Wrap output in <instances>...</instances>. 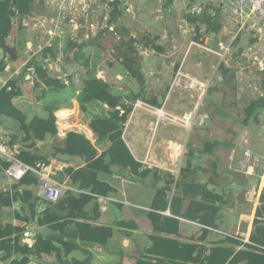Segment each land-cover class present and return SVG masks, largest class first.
Masks as SVG:
<instances>
[{
    "label": "crops",
    "instance_id": "crops-1",
    "mask_svg": "<svg viewBox=\"0 0 264 264\" xmlns=\"http://www.w3.org/2000/svg\"><path fill=\"white\" fill-rule=\"evenodd\" d=\"M12 1L13 6L11 8V24L12 18L15 16L16 11L21 16H24L31 13L34 9L33 3L28 2L29 9L27 8L26 12L21 13L18 5L14 4V0ZM17 1L19 3L27 2H21L20 0ZM190 1L192 3L193 0ZM118 8L122 13L120 16L121 20L119 19L117 23L120 25L118 30L121 31L124 29L122 25V18L127 14V9L126 5H121L120 2ZM115 9L116 7H114V11ZM218 18L220 17L218 16ZM23 36V34H19L17 42L14 41L13 43H11L9 41L8 44H6L10 47L16 46L17 61L15 63L9 62V55H6L5 59L2 60V64L4 63V68L3 70H1L0 68V110L13 111L22 116H25L28 123L35 117L47 118L48 112L45 110V107L53 105V99H56L58 96L62 95V93L67 91V89L72 90L74 92V95L76 93V96H74V98H76L79 94H77V88L75 87L76 85L72 82V77H68L70 73L76 72L72 70L73 64L71 63V59H66L63 62L53 61L52 63L56 71H63V74H69L66 77H60L58 74H56L57 72L55 71L53 72L47 69L45 70L47 71L49 77H51L52 79L61 80L65 85H67V88L65 90L58 93L53 91L49 93L51 90L44 91L45 88L42 85V82L39 81V79L36 82L25 83L23 79L24 77H22V74L18 72L19 69L22 68V62L20 61L21 51L27 42V39H24ZM105 39L106 38L95 39L94 43H92L94 45L91 47L101 46V41ZM7 41L8 37L6 39V43ZM0 44L5 45L2 43ZM72 46L75 47V45ZM89 48L86 49L87 56H89L87 54V50ZM38 62L40 66L43 65V62L41 60ZM68 68H70L71 70H69ZM80 76L82 77L81 74ZM12 79L18 81L17 86L22 91V96L14 98L11 103H3L2 99L7 93L6 84ZM82 80L84 81V79ZM37 82L40 84L39 87L36 86ZM28 92H37V96L41 95L42 100H40V102H36L35 104V102L30 97H28L30 96ZM53 95L56 96L53 97ZM165 103H168V100H166ZM165 105L166 104H164V106ZM78 106L79 110L82 111L79 103ZM61 109H65V107L60 108L59 110ZM140 109L137 110L136 118L132 125V128L134 127L132 131L135 135H137L136 130L140 129V125H144L142 122H137L139 112L141 111ZM59 110H57L56 113ZM135 111L136 107L134 108L133 113L130 116V120L135 114ZM56 113V127L58 133L55 137H47L45 141L22 143V139H24L25 134L20 131V124L16 120L5 115H0V128L2 131L0 136L10 139L9 146L11 148L17 149L19 154L22 151H29L33 154L46 158L48 164L52 163L53 165H57L58 170L55 172V175L52 176V179L59 185L79 190L81 192H87V194L80 195L93 196L94 194H91L88 190L81 189L80 187L74 185L71 182L70 178L65 174V169H79L83 167L86 164L85 159L83 157H72L65 155H58L55 159H53V154L56 149L65 146V141L69 133L71 132L85 136V138H87L98 149L100 154L108 148L109 143L108 146L102 147L101 143L106 142L100 141L99 137L91 129L90 124H88L87 126L86 124H84V122L83 124L88 127V130L71 129L68 131L67 129H64L59 123L60 118H57ZM130 120L126 125L123 139L130 152H133V158H135V161L142 163L145 168L157 169L159 171L152 170L151 174H149L146 178H142L141 176L133 175L128 169H122L120 167L112 166L111 174H100L99 179L116 189L117 192L104 196V198L108 199L107 210L105 212H101L100 204L97 200L95 201L99 204L100 207V217L97 220L79 219L76 221H78L79 223H88L96 227H112L113 238L106 247L85 246L83 247V249L71 253L67 257V260L83 261L86 258L84 252L87 251L90 255H92L93 264H137L138 260L140 259H146L151 261L152 263H157V261H159L161 257L156 254H150V247L153 245L154 239L174 240L181 245H198L199 249H197L194 254V258L196 259L209 257V255L211 254V248L214 245L222 244H224L223 246L232 248L225 250L232 251L233 256L242 252L264 256V249H247L243 244L233 245L224 243V240L226 238H233L241 241L244 244H251L250 238L255 233L256 226L254 223L256 220L258 209H261V221H264V204L260 202L261 195L264 193V188L261 185L259 179L254 178L252 180L251 177H248L246 175H241L242 178H239V174H236L229 170L234 177L233 180H230L227 163L226 168H223V161L226 162V156L222 155L220 157L216 155L214 153L215 150L212 155H203L202 151L200 152V154L195 152L193 161H191V165L189 168L188 160H191L192 158H188L186 156V148H184L185 151L182 155L179 165L182 168L183 163L186 162V167L184 169H181L179 167L180 171L178 176L173 175L172 172L146 165L143 162V159L148 156L149 152L153 150V153L156 155L155 148L158 146V144H154L155 140L153 141V139L155 138V133L152 136V140L149 145H147L145 142H142L143 140L137 141L138 138L136 139V142L129 138L126 139L125 134L128 130ZM152 125H155V120L149 123V129L153 128V130L156 132L158 130V126L154 128L152 127ZM170 140L171 139L165 138L162 143ZM127 141L129 143H132L129 145ZM95 142L98 143L99 148L94 144ZM52 149L54 150L53 152ZM136 154L137 156L135 157ZM18 156L17 158L19 160ZM186 157L188 159L185 161ZM2 163L8 162L2 161L0 163V167H2ZM4 170L6 169L0 171V196L8 195L13 199V195H16V190L20 192L21 196L17 197V199L12 202L11 206L4 207L2 209V212L0 213V223L3 227L1 234L5 236L1 240V242L13 244L15 241V236L17 235L15 228H21L23 229L21 244L28 245V247L32 249L35 246L36 241L32 246H30L29 243H27V239H25L27 233L33 232L34 234H36V239L39 236L43 239H48L49 237H52L56 234V232L50 229L49 226H40L38 224V218L43 212H45L52 206L54 211H56L58 203L52 205L41 198L38 183L31 186H19V181L12 186L11 193L4 186ZM141 171L142 169H140L139 172ZM183 174H185V178H182ZM168 175H171L172 177ZM177 183L179 184L178 188H176ZM193 184L205 186L208 192L222 197L223 201L215 204L216 207L220 208L219 218L215 220V227H210L208 226V224H202L199 220L191 221L185 218H179L180 224L177 235H170L164 232L156 231L149 214L152 213V204L156 198L157 192L160 190L168 189L166 191V194L169 208L164 212L157 211V213L162 214L163 216L172 217L171 203L174 198H180L183 200L181 211L183 214L186 212L192 202L211 205L210 202L205 201L202 195H194L192 192H189L188 187ZM16 187H18V189H16ZM25 191L31 192L33 194V198L25 200L23 196V193ZM68 193L73 194L76 197L80 196L73 192H67L66 194ZM95 202H92L86 208L87 212L92 211ZM33 203H35L36 211L34 218L32 216L31 210V206L33 205ZM56 214L66 216V213L63 212H56ZM261 225L264 226V223H262ZM71 228L73 229V227ZM205 231H207V235L205 236V238L201 239L205 234ZM57 246L61 247L60 245ZM170 251L175 256V259H179L175 260L174 263L176 264H197L181 260L186 257V252L184 249H170ZM5 255V252H0V258L3 259ZM23 257L24 255L22 254L12 253V255L8 259L0 261V264H14L15 261H20ZM29 264H59V262L57 260V255L54 253L52 255H43L42 257H35L34 255H30ZM237 264L255 263L254 261L252 262L250 260L241 259Z\"/></svg>",
    "mask_w": 264,
    "mask_h": 264
},
{
    "label": "trees",
    "instance_id": "trees-1",
    "mask_svg": "<svg viewBox=\"0 0 264 264\" xmlns=\"http://www.w3.org/2000/svg\"><path fill=\"white\" fill-rule=\"evenodd\" d=\"M14 4L18 5L21 13L26 12L29 9L28 2L19 3L14 0ZM171 4V1L168 5ZM13 6L12 0H0V43L5 44L7 37L12 32L11 24V8ZM119 1L115 3V11L112 14V21L115 18L121 16L119 11ZM206 10L202 15H188L187 21L189 24L197 27V32L200 31L199 25L206 27L207 34H220L223 29L222 23L217 18L208 14ZM118 15V16H117ZM197 36V40H199ZM157 40V39H156ZM258 37L251 39L250 44H255ZM94 44H83L74 53L72 64L80 66L85 69L95 70L91 63V60L86 55V49L93 46ZM72 45L69 48L72 49ZM77 47V45H75ZM132 47L130 46V49ZM154 50L157 52H163V48L154 45ZM242 53V50L238 52V55ZM35 70L40 82L44 86V91L51 90L53 92H60L67 88L61 80L52 79L47 74V71L43 70L38 62H34ZM124 69L128 72L129 76L134 78L140 86L139 94L133 95L128 94L126 97L115 95L112 91L111 85L104 79L99 78L97 75L88 72L87 78L83 81V88L79 95L76 97L77 102L80 105L82 112L87 114V105L98 103L102 104L107 108L106 113L101 117H94L90 123V127L93 132L99 137L102 142L109 143L108 148L99 153L98 149L87 139L85 136L71 132L69 133L65 146L58 148L54 151L53 159L58 155L72 156V157H83L86 164L79 168L65 169V174L70 178L71 182L80 187L81 189L88 190L91 194L98 196H107L109 194L116 193V189L111 187L109 184L102 182L99 179L100 174H111L112 166L120 167L122 169H128L133 175L141 176L146 178L152 173V170L145 168L140 162L135 161L133 155L128 149L127 145L123 140V131L130 119L133 112V104L140 100L143 101L145 98L144 88L146 80L140 69L135 68V60L129 56H125L123 60ZM4 68V63L1 65V70ZM179 64L175 66V70H178ZM96 71V70H95ZM227 72L225 71L224 74ZM71 80V78H70ZM264 83V81H263ZM17 80H10L6 84V95L3 97V103H11L14 98L22 96V91L17 86ZM37 87L40 84L36 83ZM264 90V86H263ZM76 100L73 101L72 108L61 109L54 105L46 106L45 110L48 112L47 118H33L27 123L25 116H22L16 112L8 110H0V115H5L9 118L16 120L20 124V131L25 134L22 143H29L33 141H45L47 137H55L58 133L56 127L55 113L57 110V118L64 119L67 116L82 113L79 110L78 103ZM129 102V103H128ZM149 105L156 106L157 100L153 99L148 101ZM262 100H255L251 102L250 107L246 110L244 124L248 125L250 119L256 114L264 104H261ZM135 103V104H136ZM255 120V118H254ZM220 143L217 141H206L202 149L203 155H212L216 147ZM233 144V143H231ZM230 144V145H231ZM194 152H191L189 158H193ZM19 160L28 166H35L36 163L48 164L46 158L33 154L29 151H22L19 154ZM191 160H188V167L190 168ZM8 163H2L0 171L7 169ZM140 169H142L141 172ZM159 171V170H157ZM171 176V175H168ZM172 177V176H171ZM170 177V178H171ZM185 174L182 178H185ZM38 183V179L32 173L27 174L20 182L19 186H31ZM179 184H176V188ZM15 189V188H14ZM18 189V187H16ZM189 192L194 195H202L205 201L211 203L206 205L204 203H191L186 212L183 214L182 204L183 200L180 198H174L171 203V214L172 217L163 216L157 213V211L164 212L168 210L169 203L167 202L166 191L163 189L157 192L156 198L152 204V213L149 214L151 221L154 224V229L159 232H164L170 235H177L179 231V218H185L191 221L199 220L202 224H208L210 227H215V220L219 218L220 208L216 207L215 204L222 202V197L214 195L207 191L205 186L202 185H190L188 187ZM21 194L16 190V195H13V199L8 195L0 196V213L4 207L12 205V202L20 197ZM25 200L33 198V194L29 191L23 193ZM96 198L91 195H80L79 197L73 194H66L65 197L58 202L57 210L54 211L53 206L43 212L38 218V224L40 226H49L50 229L56 232V234L48 239L37 237L35 246L31 249L28 245L21 244V237L23 229L15 228L17 235L13 244L2 243L1 240L5 237L1 234L2 225L0 223V252H5L6 255L0 261L8 259L12 253L22 254L24 257L20 261H15L14 264H29V256L34 255L35 257H42L43 255H57L59 264H93L92 255L85 251L86 258L83 261H68L67 257L85 246H101L106 247L113 238L112 227H96L88 223H79L76 220H97L100 217L99 204L95 202ZM92 211L87 212L86 208L92 203ZM260 202L264 204V193L261 195ZM32 216H35V203L31 206ZM56 212L66 213V216L58 215ZM262 213L261 209L257 210L255 220V233L250 238L251 244H244L233 238H226L224 243L233 245L243 244L247 249H264V226L261 224ZM73 227V229L71 228ZM205 231L201 239L207 235ZM66 239V240H65ZM60 245L61 247L57 246ZM222 245H214L211 248V254L207 258H194V254L198 245H181L177 241L167 239H154L153 245L150 247V254L159 255L161 258L157 263H152L146 259L138 260L137 264H176L174 263L175 256L171 253L170 249H184L186 257L181 259L186 262H193L197 264H237L241 259L254 261L255 264H264V256H258L252 253H238L233 256L232 251L225 249H232ZM181 257V256H180Z\"/></svg>",
    "mask_w": 264,
    "mask_h": 264
},
{
    "label": "rangeland",
    "instance_id": "rangeland-1",
    "mask_svg": "<svg viewBox=\"0 0 264 264\" xmlns=\"http://www.w3.org/2000/svg\"><path fill=\"white\" fill-rule=\"evenodd\" d=\"M170 1L171 4L168 5ZM122 4H125L130 12L122 18L124 29L117 32L121 40L116 39L115 33H110L101 41V46L90 47L87 50L89 59L94 63L92 67L96 71L75 64L72 65V70L81 74L82 79L87 78L88 72L91 71L109 82L115 95L126 97L128 94H139L141 89L123 66L125 56L133 58L135 68L141 70L146 80L143 103L148 104V101L156 99L158 101L156 107L167 112L163 117L158 116V119L168 120V123L160 120L156 132L153 128L149 129V123L156 119L153 113L142 106L139 117L137 116V122L144 124L136 130L137 134H142L139 140L148 145V139H152L155 133L153 141L155 140L154 144H158L155 148L158 157L165 155L162 142L166 138L178 142L183 147V153L186 148L185 154L188 158L191 152L200 154L206 141H217L220 144L214 153L220 157L226 156L223 168H226L227 163L229 178L233 180L234 177L229 171V158L236 144L235 140L244 128L254 135L257 125L254 120L255 113L249 124H244L246 110L251 102L257 99L249 86L255 81L256 68L247 62L242 69V65L236 63L241 55H238V52L250 46L251 39H254L253 34L247 32L238 34L235 25L222 16L217 18L223 25L220 34H207L203 25H199L200 31L197 32V27L188 24L186 20L190 0H123ZM119 19L115 18L114 23L117 24ZM183 21L189 28L186 29ZM197 36L200 37L199 40ZM262 39L261 46L251 54L254 55L255 52L264 54V36ZM154 45L162 47L164 51H155ZM178 64L179 68L175 70ZM225 71L227 75L224 74ZM22 77L25 83L38 81L31 75L27 76L26 71L22 73ZM28 94L35 104L42 100V96H37V92ZM74 96L76 93L74 95L72 90L67 89L53 99L52 104L57 108H72V101L76 100ZM166 100L168 103H165ZM135 103L133 110L137 104ZM86 107L87 114L82 111L78 114V116L84 114L86 125L90 124L94 117H101L107 111L102 104L93 103ZM189 113H197L193 129L180 126L173 118L183 117ZM134 116L135 114L132 118ZM132 118L129 119L128 129L132 124ZM251 141L252 146L259 151L261 142L256 137L251 138ZM94 144L99 148L97 142ZM101 145L105 147L108 143ZM185 167L186 162L181 169Z\"/></svg>",
    "mask_w": 264,
    "mask_h": 264
},
{
    "label": "built area",
    "instance_id": "built-area-1",
    "mask_svg": "<svg viewBox=\"0 0 264 264\" xmlns=\"http://www.w3.org/2000/svg\"><path fill=\"white\" fill-rule=\"evenodd\" d=\"M33 3V11L27 15L21 16L17 11L12 18V32L8 36V42L18 41V35L23 34L27 39L22 48L20 61L22 68L19 73L25 71L27 76H33L38 79L34 62L42 61L43 70L57 72L60 77H66L69 74H63V71H56L53 67V61L63 62L66 59H72L79 46L83 44H92L95 39L106 38L110 33H115L116 39L121 40L118 35L119 24L112 21L114 4L118 0H20ZM122 4L123 0H119ZM125 5V4H124ZM206 10L208 14L214 17L227 18L235 25L239 33H250L259 37L255 44H250L248 48L242 51L237 58L239 65L243 66L248 62L256 68L255 81L249 86L253 89L256 100H262L264 104V54L254 53L258 46H261L264 36V0H193L189 6L188 15H202ZM130 10L127 9V13ZM121 20V19H120ZM187 20V19H186ZM185 23L186 29L189 28ZM16 39V40H15ZM70 45L77 47L69 48ZM258 51H260L258 49ZM103 59V56L101 57ZM39 63V62H38ZM40 65V64H39ZM238 66V65H237ZM238 68H241L238 66ZM72 82L76 85L77 94L83 86V80L79 73H70ZM67 77V78H68ZM139 102L135 105V107ZM148 112L154 114L155 125L159 126L158 109L151 105L140 103ZM197 113L185 114L183 117H173L175 122L183 127H195ZM256 132L251 135L250 131L244 128L236 139V144L229 158V170L251 178L259 179L264 188V106L255 114ZM205 123V122H204ZM207 124V123H205ZM158 128V127H157ZM152 129V128H151ZM2 131L0 128V135ZM256 137L261 142L260 150H256L252 145L251 138ZM8 138L0 136V163L8 162L10 166L4 170V186L12 193V186L21 181L27 174L32 173L38 179L40 197L49 204H57L61 201L67 192H73L77 195L87 194L79 190L61 186L56 183L52 176L58 170L57 165L52 163L46 165L37 163L35 166H28L18 160L17 149L9 146ZM180 171V169H179ZM178 173L173 175L178 176ZM101 207V212L107 210L108 199L93 195ZM27 243L32 246L36 241V234L29 232L26 234Z\"/></svg>",
    "mask_w": 264,
    "mask_h": 264
},
{
    "label": "bare ground",
    "instance_id": "bare-ground-1",
    "mask_svg": "<svg viewBox=\"0 0 264 264\" xmlns=\"http://www.w3.org/2000/svg\"><path fill=\"white\" fill-rule=\"evenodd\" d=\"M185 76H188V75H185ZM192 78V77H191ZM186 80V79H185ZM190 81V80H189ZM192 82V81H191ZM202 82V81H201ZM205 82V81H204ZM193 83V82H192ZM191 87V85H189ZM204 86V85H202ZM201 87V86H200ZM205 91V89H203ZM192 92V91H191ZM205 93V92H203ZM197 94V92H196ZM194 98V97H193ZM143 102V101H142ZM141 101H139V104L136 106V113H137V110L140 109V103H142ZM136 113H135V116L132 118V124L130 125V128L127 130L126 134H125V138H129L133 141L136 142V139L137 141L139 140V136L142 137V134H137L138 132H136L137 135H135L132 131V125L135 121V118H136ZM166 111L165 109H161L159 108L158 109V114H160L162 117L163 115H166ZM160 116V117H161ZM84 119H85V116L83 114V116H78V114H74V115H71V116H67L65 117L64 119L60 120V124L61 126L64 128V129H77V130H88V125H84L83 122H84ZM161 119V118H160ZM138 120V119H137ZM89 124V123H88ZM190 129V128H189ZM90 130V129H89ZM136 130V129H135ZM92 131V130H91ZM189 131V130H188ZM79 132V131H78ZM90 135V134H89ZM151 138L148 139V145L150 144L151 142ZM129 141V140H128ZM127 141V142H128ZM186 142V141H185ZM132 143V142H131ZM131 143L128 142V144L130 145ZM134 145V144H133ZM138 146V145H137ZM153 146V145H152ZM162 147L164 148V157H158L156 156L154 153H153V150H151L148 154V156L146 158L143 159V162L146 164V165H149L151 167H157L159 169H162V170H165V171H169V172H172V173H178L179 171V163H180V160L182 158V155H183V147L181 145L173 141H165L162 145ZM137 148V147H136ZM135 149V148H134ZM138 149V148H137ZM136 152V151H135ZM133 153V152H132ZM147 153V152H146ZM144 154V153H143ZM137 156V154L135 155V157ZM139 160V159H138ZM182 162V161H181ZM181 168V167H180Z\"/></svg>",
    "mask_w": 264,
    "mask_h": 264
},
{
    "label": "water",
    "instance_id": "water-1",
    "mask_svg": "<svg viewBox=\"0 0 264 264\" xmlns=\"http://www.w3.org/2000/svg\"><path fill=\"white\" fill-rule=\"evenodd\" d=\"M6 55H9V62L15 63L17 61V50L16 46L10 47L7 45L0 44V68L2 64V60L5 59Z\"/></svg>",
    "mask_w": 264,
    "mask_h": 264
},
{
    "label": "clouds",
    "instance_id": "clouds-1",
    "mask_svg": "<svg viewBox=\"0 0 264 264\" xmlns=\"http://www.w3.org/2000/svg\"><path fill=\"white\" fill-rule=\"evenodd\" d=\"M138 102H139V101H138ZM138 102H137V103H138ZM148 105H149V104H148ZM151 106H152V105H151ZM153 107H156V106H153ZM156 108L159 109L160 107H156ZM123 134H124V133H123ZM123 140H124V139H123ZM124 142H125V141H124ZM125 144H126V143H125ZM127 147H128V146H127ZM128 149H129V148H128ZM131 154H132V153H131ZM134 159H135V158H134ZM137 162H138V161H137ZM144 167H145V166H144Z\"/></svg>",
    "mask_w": 264,
    "mask_h": 264
}]
</instances>
